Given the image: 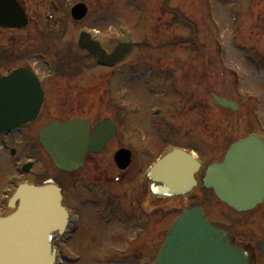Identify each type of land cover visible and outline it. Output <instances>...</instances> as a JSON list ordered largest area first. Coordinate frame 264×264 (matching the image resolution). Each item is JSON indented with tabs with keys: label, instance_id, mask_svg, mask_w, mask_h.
Returning <instances> with one entry per match:
<instances>
[{
	"label": "flooded vegetation",
	"instance_id": "af4514ba",
	"mask_svg": "<svg viewBox=\"0 0 264 264\" xmlns=\"http://www.w3.org/2000/svg\"><path fill=\"white\" fill-rule=\"evenodd\" d=\"M79 2L88 4V15L82 20H74L72 7ZM94 3L96 0H0V22L15 20L17 10L24 14L26 20L24 27L0 25V63L7 65L9 71L21 65H30L40 71L52 69L55 76L68 80L66 86L58 78L44 80L45 101L41 112L52 109V115L58 113L46 124L53 120H85L90 125L89 138H93L104 123L109 125L107 128L103 127L107 133L111 124L116 127L114 136L100 153L88 152L78 169L73 172L59 171L58 178H54L61 187L63 203L69 213L66 231L54 235L57 260L68 264L67 259L70 261L72 257L78 256L82 258L80 253H75L70 247L71 243L76 242L80 231L87 226L100 229V233L96 234L94 230H90L84 240L107 242L109 251L103 255L105 264H149L160 249L162 233L169 229L177 211L192 206L198 198V194L193 192L166 198L151 191L153 181L147 176V171L154 164L153 159L160 157L161 151L157 149L159 145L154 143L155 137L150 135L158 134L161 141L163 133L166 140H173V134L183 128L187 132H184L185 137L181 140L188 143V139H193V136L191 130L186 126L175 125L172 119L173 131L169 132L168 129L161 130L166 120H157V123H154L155 119L152 118L151 124L146 125L144 115L133 116L138 105L135 98L126 93V75L128 76V71L134 70H164L167 82H172L180 96L185 94V106L191 102L192 91L191 85L188 87L186 81L188 73L182 72L187 71L192 62H176L174 59L172 61L159 53L151 56L146 49L149 42L145 41L144 37L134 39L124 34H116L105 38L103 31L99 30L95 39L101 42L108 53L121 42L134 44L131 51L112 67L100 65L95 55L79 46L76 36L66 40L70 29L80 24L83 26L84 21L95 14ZM253 9L254 5L252 14L255 12ZM83 27L90 33L94 30L88 25ZM250 50L246 55L252 65V47ZM155 51H158L157 48ZM35 55L49 58L34 57ZM166 60L170 62H164ZM22 61L24 62L21 63ZM175 70L181 72L180 80L176 79ZM81 71H96L101 77L79 78ZM4 74L5 72H0V75ZM203 89L207 95V84ZM169 97L170 100L174 98L172 101L175 105L177 97ZM170 100L167 105L173 107ZM161 111L164 109L160 108ZM33 124L26 126L25 139L21 143L24 148L31 150L33 147L42 149L35 138V131L40 128L34 127ZM1 137L6 136L0 135ZM122 149L132 153L131 163L125 169L120 168L116 160L117 152ZM147 154L155 156L150 160V164L144 159ZM198 179L200 182L201 176ZM200 195L203 196L204 193L201 191ZM258 208L262 210L264 203L255 210L259 211ZM263 219L264 215H256L252 224V214L245 213L233 221L234 224H242V227L231 230L229 227L220 226L231 233L232 245L249 251L251 264H257L255 242L259 240L256 233H253L252 226L259 227ZM259 229L261 230V227Z\"/></svg>",
	"mask_w": 264,
	"mask_h": 264
},
{
	"label": "rangeland",
	"instance_id": "374dc122",
	"mask_svg": "<svg viewBox=\"0 0 264 264\" xmlns=\"http://www.w3.org/2000/svg\"><path fill=\"white\" fill-rule=\"evenodd\" d=\"M252 5L255 11L253 14ZM171 6L176 10L172 15L164 10ZM93 8L95 14L90 16L84 25L103 30V37L108 38L112 33L117 34L121 30L127 31L133 37L143 36L153 43L154 50L152 48L147 50L151 56L159 53L171 58L172 61L174 59L176 62H192L187 71L182 72V74L188 73L186 81L188 87L191 85L192 91L191 102L185 106V94L180 96L172 82L161 80L152 71H144V77L139 82L138 80L129 82V89L136 90L134 94L140 101L142 100L138 109L141 116L144 115L146 125H150L154 117L151 114V105H158L168 114L163 104L168 103L169 95H174L177 97L176 103L175 105L173 103L171 116L164 118L166 122H163L165 125L162 124L161 130L173 131L171 121L173 116L175 125L186 126L188 130H191L193 139H188V143L194 148L195 154L206 163L213 160L220 161L230 143L235 139L242 138L251 132H258L264 136V18H262L264 0H96ZM81 26L82 24L70 29L66 40L75 38ZM169 40L173 42L168 47ZM159 43H164L166 46H161L157 49L158 51H155ZM194 45L196 47H193ZM245 46L252 47V61L258 68L244 60L242 48ZM220 48H222V55L219 57ZM7 70L8 66L0 63V72ZM81 72L82 75L79 78L101 77L96 71ZM175 73L176 79L180 80L181 72L175 70ZM45 75H47L46 71ZM58 79L62 80L65 86L68 85V80L60 77ZM160 81L162 85L168 84V86L156 90V95H151L147 91V84L158 86ZM205 84L208 87L207 95L203 89ZM212 92L234 98L240 104L239 112L221 109L212 98ZM51 113L52 109L44 110L40 121L50 120L58 115L56 112L53 115ZM131 113L130 108V115ZM184 132L187 130L184 131L182 128L181 131L178 130L173 134L176 143L187 145L184 140H179L185 137ZM153 136L154 143L159 145L157 149L162 153L167 144L159 140L158 134L150 135V137ZM21 152L27 160L30 156L35 158L30 150L23 149ZM154 157L153 154L144 155L148 163ZM50 162V159L45 157V160L36 166L38 169H33L36 173L27 177H34L41 182L50 175L57 176L59 172ZM45 167L48 175H39L40 169L43 172ZM19 178L8 156L0 150V197L8 181ZM201 191L205 192L202 188ZM211 196H213L212 193L206 196L204 194L197 203L209 207V210L206 209L210 217L216 221H222L231 230L242 227V224L238 222H235L236 225L231 224V221H235L231 210ZM222 209L225 214L230 213L231 217L228 221L221 219L219 210L222 211ZM259 210L253 211L252 217L264 215V212L262 211V214L261 209ZM263 221L264 219L258 228L262 226ZM90 230H94L96 234L100 233V229L86 226L77 235L76 242L71 243L70 248L82 255L81 261L77 264H105L103 255L109 251V247H106L107 242L84 240L88 237ZM252 231L260 235L256 229Z\"/></svg>",
	"mask_w": 264,
	"mask_h": 264
},
{
	"label": "water",
	"instance_id": "95a60500",
	"mask_svg": "<svg viewBox=\"0 0 264 264\" xmlns=\"http://www.w3.org/2000/svg\"><path fill=\"white\" fill-rule=\"evenodd\" d=\"M85 14V5L74 7L75 17ZM13 23L1 22L16 24ZM81 43L82 47L96 53L101 63H113L127 51V45H122L108 55L98 42H90L85 35ZM214 97L224 107L238 108L233 101H225L215 94ZM42 102L39 80L29 70L20 69L0 78V131L34 120ZM82 124L78 120L65 124L55 122L43 129L41 141L59 167L75 169L82 163L88 144H92L93 151H100L93 145L97 141L88 140ZM77 143H84L86 147L79 148ZM103 143L105 141L100 139V147ZM118 160L125 168L130 156L127 155L125 163ZM199 167L191 154L179 149L171 151L149 173L162 183L153 187L154 192L175 196L190 191L197 184L195 173ZM204 182L223 202L238 211L256 207L264 200V140L250 135L234 143L223 162L209 166ZM61 199L60 189L52 181L43 186L25 184L18 189L11 200L13 207L18 202L17 210L0 217V264L54 263L53 232L64 230L67 224ZM227 239L225 232L207 220L202 208L187 209L176 219L153 264H248L247 253L229 245ZM262 251L264 253V240Z\"/></svg>",
	"mask_w": 264,
	"mask_h": 264
}]
</instances>
